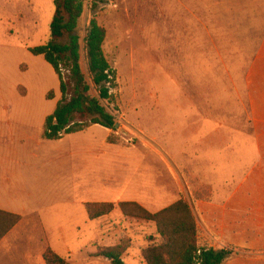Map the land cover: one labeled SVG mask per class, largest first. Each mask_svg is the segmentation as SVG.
Wrapping results in <instances>:
<instances>
[{
	"label": "rangeland",
	"instance_id": "374dc122",
	"mask_svg": "<svg viewBox=\"0 0 264 264\" xmlns=\"http://www.w3.org/2000/svg\"><path fill=\"white\" fill-rule=\"evenodd\" d=\"M55 8L56 0H0V154L23 155L17 204L38 206L21 229V252L11 244L4 260L45 264L52 248L68 264H111L98 251L121 246L125 264H145L149 238L160 242L156 226L126 217L119 203L157 213L179 200L220 202L257 161L247 74L264 41V0H88L77 29L82 67L87 74L84 40L96 18L118 85L102 104L118 131L95 126L64 142L42 138L61 94L52 67L30 52L51 41ZM101 145L103 171L90 155ZM118 156L117 174L109 165ZM86 169L88 180L117 174L130 184L110 203L116 209L94 221L82 202L101 199L97 188L86 192ZM200 241L210 245L202 231ZM231 251L223 264L261 255L264 264V252Z\"/></svg>",
	"mask_w": 264,
	"mask_h": 264
},
{
	"label": "trees",
	"instance_id": "16d2710c",
	"mask_svg": "<svg viewBox=\"0 0 264 264\" xmlns=\"http://www.w3.org/2000/svg\"><path fill=\"white\" fill-rule=\"evenodd\" d=\"M88 0H56L55 14L50 26L51 41L31 49L37 57H43L52 67L59 80L61 100L45 119L42 138L46 141L62 139L86 132L100 126L117 132L115 117L107 112L102 102L114 101L117 89V71L108 61L104 45L107 32L96 18L90 22L84 40L88 71L84 73L81 62V42L77 34L79 21ZM97 95H94L93 92ZM52 100L51 95L47 97ZM116 144L113 136L107 140ZM123 215L153 223L160 242L149 238L150 246L143 252L145 264H223L233 255L231 249L215 250L202 245L200 229L191 206L184 200L157 212L151 213L134 202L117 205ZM116 209L110 203H88L89 219L94 221L108 216ZM22 217L0 210V242L21 222ZM248 252V251H247ZM124 248H102L97 257L111 264H125ZM43 259L46 264H68V260L48 248Z\"/></svg>",
	"mask_w": 264,
	"mask_h": 264
},
{
	"label": "crops",
	"instance_id": "0c3cea01",
	"mask_svg": "<svg viewBox=\"0 0 264 264\" xmlns=\"http://www.w3.org/2000/svg\"><path fill=\"white\" fill-rule=\"evenodd\" d=\"M247 89L251 107V124L257 146V161L225 200L220 202L198 201L194 205H190V203L189 205L197 219L200 233L203 232V236L210 242V247L215 250L239 248L262 254L264 252V41L248 71ZM94 128L95 126L89 130ZM18 134L20 135V130ZM71 136L61 141L49 142H64ZM18 138L21 140V137ZM90 155L94 157L97 165L101 162L98 166L103 171V163L106 161L103 157V146L101 145L100 151L96 150ZM30 157L31 155H28V159ZM34 159L38 160V156L34 155L30 162ZM111 162L112 164L109 165L111 172H115L114 168L117 167L116 173L118 174L119 156L117 160L113 159ZM24 165L22 154H0V210L22 217L21 222L0 242V264H6L5 256L11 250V244H14L13 251L20 250L21 252V246L18 245L21 229L29 221L27 218L34 215L36 207H38L33 201L32 203L27 201L22 211L18 207L16 199H21L19 197L21 185L15 176L18 169L20 168L21 171ZM27 165L29 166V163ZM117 174L113 175V180H110L111 177L99 178L96 173L93 180H88L86 169V174L79 176L81 182L85 184V189L87 188L86 192L88 188H97V196L101 201L94 203H114V198L121 192L129 193L130 190L128 181L122 185L119 177L114 179V176H118ZM128 200L126 201L128 202ZM82 204L86 208L88 203L82 202ZM53 251L63 257L60 251L56 249ZM261 257L262 255L258 256L256 262L260 263ZM256 262L245 263L257 264Z\"/></svg>",
	"mask_w": 264,
	"mask_h": 264
},
{
	"label": "water",
	"instance_id": "95a60500",
	"mask_svg": "<svg viewBox=\"0 0 264 264\" xmlns=\"http://www.w3.org/2000/svg\"><path fill=\"white\" fill-rule=\"evenodd\" d=\"M118 127V126H117Z\"/></svg>",
	"mask_w": 264,
	"mask_h": 264
}]
</instances>
